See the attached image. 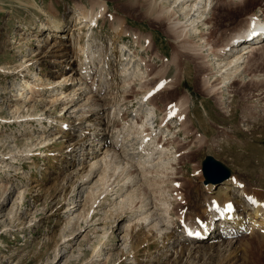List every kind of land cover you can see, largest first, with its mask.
<instances>
[{
  "label": "rangeland",
  "instance_id": "374dc122",
  "mask_svg": "<svg viewBox=\"0 0 264 264\" xmlns=\"http://www.w3.org/2000/svg\"><path fill=\"white\" fill-rule=\"evenodd\" d=\"M32 1L39 7L0 0V264H264V231L253 233L257 226L249 219V229L231 231L229 247H209L194 257L197 249L179 256L182 245L176 244L185 233L181 217L204 221L212 200L207 199L221 185L204 184L206 156L227 166L252 196L264 198V86L253 80L264 75V46L245 59L244 76L239 71L232 87L226 82L231 97L221 101L224 92L209 93L203 86L217 70L214 51L251 17L264 18V0H254L235 23H223L220 29L222 2L233 0H210L204 17L214 13L215 19L199 23L194 35L182 32V14L171 23L152 19L158 12L149 6L168 5L164 0H105L106 13L91 28L81 16L93 0ZM40 7L64 21L62 35L42 28L48 18ZM177 20L176 38L165 28ZM186 36L190 38L183 40ZM80 45L88 49L82 52ZM129 58V66L139 63L146 76L155 71L151 77L156 81L151 84L145 77L129 84L121 72ZM250 67L257 68V75ZM217 75L210 77L208 88ZM163 85L172 92L162 93ZM181 98L191 110L166 119L160 132H165L161 144L173 150L167 152L172 169L160 177L155 163L145 179L134 167L140 173L135 181L141 179L128 180L132 169L126 161L138 160L134 147L140 140L129 143L125 122L136 115L140 120L154 106L159 107L153 119L159 128ZM112 143H119V157ZM93 144L98 145L90 149ZM120 164L124 167L117 169ZM84 170L93 174L82 177ZM124 182L127 187L118 193ZM133 198V208L117 216ZM239 198L234 195L232 201ZM142 200L147 212L139 207ZM166 200L172 201L171 220L179 230L164 244L159 229L170 230L163 225ZM142 236L153 238L136 259L132 239ZM210 241L201 245L210 246Z\"/></svg>",
  "mask_w": 264,
  "mask_h": 264
},
{
  "label": "bare ground",
  "instance_id": "6f19581e",
  "mask_svg": "<svg viewBox=\"0 0 264 264\" xmlns=\"http://www.w3.org/2000/svg\"><path fill=\"white\" fill-rule=\"evenodd\" d=\"M18 2H20L21 4H25V5H31V6L39 7L36 4V2L32 1V0H18ZM164 2H166V4H168V3L169 4L164 5L161 8H157L155 5L149 6V10L151 12H153V13L158 12L156 15H154V17L152 19L156 20L157 22L158 21L159 22L160 21H163V22L170 21L169 23H171L174 18H176L178 15L182 14L183 19H185V22L183 23L184 26H183L182 32L189 31L190 34L192 33L194 35L197 33V30L199 29V23H202L203 25H205L206 22H209V21L215 19L214 13H208L207 16L204 17L205 12L207 10V7H210V5H211L210 0H164ZM222 3H223L222 8L224 9V12L222 13L223 20L221 19V21H217L220 23H219V26H216V28H219V29L221 28V25L223 23H235L236 19L240 16V14H243L242 13L243 10L245 8H247L248 5L254 3V0H233V1L225 2V3L222 2ZM106 5H107V3L105 0H93V7H91L90 9L83 10L81 17H84L87 20H89L90 24H89V22H88V24H89L90 28H91V26H93V24H95V22L97 23L98 22L97 20L100 19L106 13V9H107ZM40 10L42 12H44L45 13L44 15H46L48 18L46 23L45 22L41 23L42 28L50 27V31L48 34H51L55 37L57 34L62 35L63 31H64L63 28L65 26L64 21L61 20L60 18H58L57 16H55L53 13L44 11L42 7H40ZM225 20H227V22H225ZM179 22H180V20H177L176 22H173V26L169 25L168 27H166L165 28L166 33L170 34V36H174L177 38V36L175 34L176 30L173 27H175L176 24H179ZM118 23L120 25L121 21L118 20ZM246 24L247 25H240V27L236 28L231 33V36L227 40V42L223 44V47L218 49L217 52L214 51L215 54H214L213 59H215V61L213 62V64L215 67H217L216 68L217 70L213 75H216V74H219V75H217V77L213 80L214 83L212 82L210 84V88H208L209 87L208 85L210 82V77L213 75L205 77L206 83L203 84V86L205 87L204 89L209 93L210 92L213 93V91H215V93L217 91L222 92V93L224 92V94H222L220 96L221 101H224L226 98L231 97L230 87H232L236 83V81H237L236 77L239 75V71L242 75H243V73L248 72L247 67L244 66L245 59L247 57H249L251 55V53L255 52V50L259 51V49L261 47L263 48V46H264V45L260 44L264 40L261 41L260 38H258V37L256 39H254V40H258V41H242L243 39L245 40L247 33L252 30L253 26H256L258 30L264 31V18L251 17L250 19L247 20ZM116 28L117 29L120 28L119 30H117V33H119V34L122 33V31H123L122 27H119V28L116 27ZM48 38H49V36H48ZM189 38L190 37L186 36L183 40H188ZM183 40H180L179 42H181ZM150 45H151V43H150ZM150 47H149V49H150ZM86 49H88V47L86 48L85 46L80 45V50H82V52L86 51ZM200 49H202V48H200ZM186 52H188V51H186ZM189 53H194V51L189 52ZM86 54H87L86 55L87 57L91 58L88 55V53H86ZM121 56L124 57L123 54ZM121 56H120V59H122ZM128 57H125L124 60H127ZM131 59L132 58H129V61L126 63L125 66L123 65L124 67H122V69H121L122 75L125 76L124 77L125 80H126V77L131 80L129 84H132V83L136 84L134 81H136L138 79L141 80V82H142V80L145 77L149 78V81L151 82V84L156 81L155 78L151 77L153 74H155V71L147 73V76H146V74L142 71V68L140 67L139 63H132L133 65L129 66ZM250 69L252 71H254L255 74L257 75V73H258L257 68L250 67ZM259 76H261V75H259ZM151 78L154 81H151L152 80ZM220 78H222L221 82L219 81ZM253 80L255 81V84L258 87L264 86V75H263L262 79H253ZM215 81H216V83H215ZM217 81H219V82H217ZM226 82L231 83L229 85L230 87L226 85ZM220 83L223 85H221ZM224 86H227V88L221 89V87H224ZM142 87L144 88L143 84H142ZM163 89H161L162 93H165L166 91L172 92V90H166L167 88L164 87V85H163ZM159 90L160 89H158V91ZM225 92H228V94H230V95L228 97H225ZM155 93H156V91L153 92L152 94H155ZM251 93H252V91L249 94L251 95ZM146 94L147 93H145V96H146ZM158 95H159V93H158ZM156 97H157V95H153L150 98L151 103L154 102ZM186 100L187 99L181 98L179 101L176 102L175 105L171 106L170 109L168 108L169 112L166 114V116H164L162 118V121H160L161 123L159 124L160 125L159 128H157L156 126L153 125L156 122V120L153 121V119H154V117L157 116V111L159 108V107L155 108L154 106L148 107L146 109V111L144 112L145 113L144 116H142V118L140 120H139V117L136 115L130 121L125 122L123 128L125 129V131L127 132L128 136H129V139H128L129 143L133 142V141L137 142V140H140L139 143H135V144H138L139 146L134 147V149H135L134 153L140 154L139 158L137 161H135V163H133V162L131 163L129 160L126 161L127 165H129V167L126 166L127 168L132 169V168L136 167V171H139V169H140L142 171L140 173H142V175H143L142 178L144 177L145 179L147 178L149 173H151V172L153 173V171H150L151 169L152 170L156 169L155 172L160 177H164L165 176L164 172L165 171L167 172L169 168L172 169V165H171L172 157L169 160V157L167 156V152L170 153L173 150H170L168 148L169 145L165 146L166 145L165 143H164L165 145L161 144V140H162L165 132H162L161 134H160V132L162 131V127L165 126V120L166 119H168L169 117H171L173 115H177V114L181 115L182 111L183 112H186V111L189 112V110H191L189 108V106L187 107L188 101H186ZM171 103H169V105ZM205 110H207V109H205ZM198 114H199V111H198ZM175 117H177V116H175ZM197 117H198V115H197ZM200 118H201V116L198 117V120ZM171 119H172V117H171ZM151 123H153V124H151ZM71 124H73V123H71ZM71 124L69 123V126ZM168 125L166 124V126H168ZM65 127H66L65 125H62L61 131L64 132ZM198 127H200V126H197V128ZM185 131H188V129H185ZM198 131H200V130H198ZM120 133H121V130H120ZM99 134L100 133H96V134L94 133L93 135H95V137H99ZM119 136H120V134L118 135V137ZM160 137H161V139H159ZM93 145H91L90 149L95 148V146H97L98 144H96V145L93 144ZM112 145H114V148H115L114 154L117 157H119V154H117L118 153L117 147L119 146V143H112ZM132 146H133V144H132ZM82 151L85 152L86 149L83 147ZM108 151H106V152H108ZM129 151L130 150L128 149V154H129ZM93 152H96V151L94 150ZM131 152H132V150H131ZM174 152H176V151L174 150ZM97 153H98V151H97ZM107 155H105L106 158H107ZM157 158H159L157 160V162H154V161H156L155 159H157ZM155 163H158L157 164L158 167H156L154 169L152 167L154 166ZM108 164H110V163H108ZM121 164L117 167V169H119L120 167H124V165H121ZM92 166L93 165H91V168H92ZM95 166H97V164ZM117 169L114 168V172H117ZM136 171L134 170V172H133V169H132V172L129 173V177L127 179L128 180L131 179L134 182H138L141 178L140 179L138 178L139 180L135 181V180H137V177H139L138 175L140 174ZM135 172H136V175H135ZM91 174H93V171H89V170L85 171L84 170L81 176L82 177H90ZM121 176L122 175H120V177ZM163 181H165V180H163ZM106 182H108V181H105V183ZM240 185L242 186L243 184L238 182V179H236L235 177H230L228 180L225 181V183L221 184L220 187L214 191L215 195H212V196L210 195V197L207 200H211V199L212 200L209 201V203H208L209 204L208 206H210V209L207 210L209 212H207V214H206V217H207L205 219L206 221L205 220L202 221L203 219L201 217L200 218L197 217L193 220L190 218L186 219L185 216L181 217L179 226L183 227V229L185 230V233L183 232L184 234H182V236L180 237V239L182 241L180 243H176V244L182 245L181 249L179 251V256H181V255L183 256L186 251H188V254H190V256H191L194 248L197 249L196 252H194V254H195L194 257H196V255H198V256H201L203 254L205 255L206 254L205 250H208L209 247L211 249H213V248L218 249V248H221V246L224 243H227L226 247H229L230 243L233 242V234H231V231H232V233H234L235 231L237 233V232H242V231L249 229V228H247L248 227V223H247L248 219L251 220V223L253 225L257 226V229H255L253 231V233L256 231H259V230L264 231V198H262L261 196H258L256 194H255L256 196H252V194L247 192L244 185H243V188H241ZM125 187H127L126 182H124L120 186V188L117 189V190H120V191H118V193L123 191ZM110 188H112V185H109V188L107 190L109 191ZM242 193H243V195L241 196ZM234 195L235 196L238 195L239 197H241V199L240 198L236 199V201L234 200L235 202H233L232 200L234 198ZM166 197H168V196L166 195ZM161 198H159V199L162 200ZM136 200H137L136 198L135 199L133 198L130 200V202L128 201V203H126L127 204L126 207L122 208L123 210L121 209V211L118 213L117 216H119L120 213L122 214L123 212H126V210L132 209L133 208L132 206L135 205V204L133 205V203H135ZM147 205H148V203L145 200L144 201L142 200V203L139 207L141 208V210H146L145 212H147V210L150 209L149 207H147ZM171 206H172L171 200L170 201L166 200V201L162 202V207L165 211L164 214L167 215L166 216L167 218L164 219L166 223H163V225H166L168 228H170V230L167 229L165 231L163 230L164 228L159 229V233L161 234L159 236H162L164 244H166L165 242L167 240H171L175 236L174 231L179 230V228L177 229L175 222H173L171 220V216H172L171 215L172 214ZM135 207L137 209L138 206L136 205ZM240 210H244V212L246 211L247 212L246 215L243 214L242 212H240ZM117 216H115V217H117ZM144 218L146 219L147 217H144ZM162 230H163V233H162ZM138 234L139 233H136V235H138ZM262 235H264V233H262ZM227 236L232 237V238L229 240H226L225 237H227ZM152 238H149L148 236H145V237L142 236V237H139L138 239H132V241H133L132 248L135 250L134 255H132V256L136 259H139V255L141 254V250H147V248L150 247L149 243L147 244V242H150V240ZM207 238H209V241L211 240L210 246H206L203 244L201 245V242H203ZM167 252L168 251H164V254H167ZM160 258H158V259H160ZM113 261H115V260H112V262Z\"/></svg>",
  "mask_w": 264,
  "mask_h": 264
},
{
  "label": "water",
  "instance_id": "95a60500",
  "mask_svg": "<svg viewBox=\"0 0 264 264\" xmlns=\"http://www.w3.org/2000/svg\"><path fill=\"white\" fill-rule=\"evenodd\" d=\"M204 183L219 185L231 176L230 169L212 155L206 156L203 161Z\"/></svg>",
  "mask_w": 264,
  "mask_h": 264
},
{
  "label": "crops",
  "instance_id": "0c3cea01",
  "mask_svg": "<svg viewBox=\"0 0 264 264\" xmlns=\"http://www.w3.org/2000/svg\"><path fill=\"white\" fill-rule=\"evenodd\" d=\"M52 7L56 8V10H58V6L57 5H51Z\"/></svg>",
  "mask_w": 264,
  "mask_h": 264
}]
</instances>
